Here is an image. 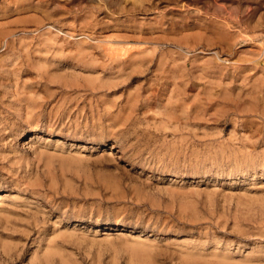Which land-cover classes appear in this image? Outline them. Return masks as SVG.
<instances>
[{"label":"rangeland","instance_id":"obj_1","mask_svg":"<svg viewBox=\"0 0 264 264\" xmlns=\"http://www.w3.org/2000/svg\"><path fill=\"white\" fill-rule=\"evenodd\" d=\"M0 264H264V0H0Z\"/></svg>","mask_w":264,"mask_h":264},{"label":"bare ground","instance_id":"obj_2","mask_svg":"<svg viewBox=\"0 0 264 264\" xmlns=\"http://www.w3.org/2000/svg\"><path fill=\"white\" fill-rule=\"evenodd\" d=\"M141 6V5H140ZM164 31V30H163ZM167 32V31H166ZM168 33V32H167ZM170 33V32H169ZM143 35V34H142ZM90 39H92V38H90ZM156 39V38H155ZM154 39V40H155ZM94 40H96V39H94ZM147 40H150V39H147ZM153 40V39H152ZM152 40H150V41H152ZM167 41V40H166ZM179 41V40H178ZM100 42V41H99ZM106 42H108V41H106ZM111 42V41H110ZM146 42V41H145ZM90 43V42H89ZM104 43V42H103ZM115 43V42H114ZM170 43V42H169ZM96 44V43H95ZM94 44V45H95ZM116 44V43H115ZM119 44V43H118ZM105 45H107V43L105 44ZM109 45V44H108ZM111 45V44H110ZM157 45V44H156ZM112 46V45H111ZM119 46H120V44H119ZM160 46V45H159ZM108 47V46H107ZM134 47V46H133ZM132 47V48H133ZM156 47V46H155ZM170 47V46H169ZM83 49H85V48H83ZM130 49V48H129ZM86 50V49H85ZM84 50V51H85ZM112 50V51H111ZM142 50V49H141ZM102 51H103V49H102ZM138 51V50H137ZM106 52H112L113 54H115L116 56H118L120 59V61L122 60V61H125L126 62V64H127V59L125 58V57H127L128 55H130V53H129V51H126V52H122V51H120L119 49H115V48H110L109 47V49H107V51ZM117 52H119V53H117ZM81 53V52H80ZM134 53V52H133ZM139 53H141V52H137V54H139ZM110 54V53H109ZM143 54V53H142ZM108 55V54H107ZM136 55V54H135ZM144 55V54H143ZM110 57V56H109ZM113 57V56H112ZM129 57L130 56H128V59H129ZM133 57V56H132ZM141 57V56H140ZM123 58H125V60L123 59ZM131 59V58H130ZM135 59V58H134ZM139 58H137V60H138ZM143 59V58H142ZM122 61H121V63H122ZM133 61V60H132ZM141 62V61H140ZM119 63V62H118ZM135 63V62H134ZM138 63V62H137ZM194 63V62H193ZM131 64V63H130ZM129 65V64H128ZM134 65V64H133ZM120 66H121V64H120ZM245 76V75H244Z\"/></svg>","mask_w":264,"mask_h":264}]
</instances>
